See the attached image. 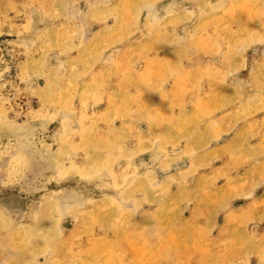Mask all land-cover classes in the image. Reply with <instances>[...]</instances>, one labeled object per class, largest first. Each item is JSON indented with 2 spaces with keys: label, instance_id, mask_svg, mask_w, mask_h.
<instances>
[{
  "label": "rangeland",
  "instance_id": "374dc122",
  "mask_svg": "<svg viewBox=\"0 0 264 264\" xmlns=\"http://www.w3.org/2000/svg\"><path fill=\"white\" fill-rule=\"evenodd\" d=\"M0 264H264V0H0Z\"/></svg>",
  "mask_w": 264,
  "mask_h": 264
}]
</instances>
